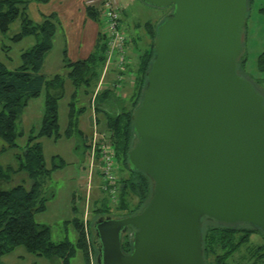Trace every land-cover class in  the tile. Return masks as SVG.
Instances as JSON below:
<instances>
[{"label":"water","instance_id":"water-1","mask_svg":"<svg viewBox=\"0 0 264 264\" xmlns=\"http://www.w3.org/2000/svg\"><path fill=\"white\" fill-rule=\"evenodd\" d=\"M140 1L172 7L131 117L128 163L152 194L134 215L94 220L95 264H206L204 219L264 234V97L237 73L247 0Z\"/></svg>","mask_w":264,"mask_h":264},{"label":"trees","instance_id":"trees-1","mask_svg":"<svg viewBox=\"0 0 264 264\" xmlns=\"http://www.w3.org/2000/svg\"><path fill=\"white\" fill-rule=\"evenodd\" d=\"M34 1L42 4L49 2V0ZM28 2V0H0V33H7L10 25L20 17L21 30L11 38L12 42H19L29 36H33L36 40L34 46L21 54L22 64L18 68L8 70L0 63V139L5 144L1 151L18 146L16 140L22 138L23 133L17 131L16 123L29 102L38 98L43 91L46 92V98L39 129L37 132L31 131L28 135L26 144L22 149V160L19 167L16 171H12L10 167L3 168L0 166V259L16 248L22 247L28 254L47 259H57L61 264H69L70 259L77 252H81L85 263L89 264L88 245L85 241L82 219L75 217L67 222L72 224L76 232L74 242L69 240L52 242L50 240V228L36 223L33 219L37 212L45 211V199L41 197V189L45 179L65 165L62 159L53 157L51 159L52 167L47 169L42 146L38 142L41 138L56 141L61 137L58 124V102L64 97V80L59 74L47 79L40 73L46 55L52 49V41L57 30L56 16L52 14L46 17L41 24L34 23L25 13ZM101 2L102 0H94L93 5L85 8L87 19L98 23L100 27H102L100 21ZM249 2L250 0H247V5ZM170 8L172 11V7ZM143 27L150 44L148 50L139 56L136 69V86L130 109L121 110L119 113L112 112V105L116 104L113 102L112 89L101 90L95 96V109L97 114L103 113L105 117L104 130L108 134L106 142L114 151L117 167V201L112 204L107 194L102 192L105 198L101 206L95 209V212L100 215L109 216L113 210L116 213H122L121 217L134 215L145 207L152 194L151 179L142 172L131 170L128 163V151L133 147L132 137H135L131 117L146 88V73L154 58L153 40L157 32V26L155 27L150 22L144 24ZM132 42L135 40H130V43ZM105 51V37L99 31L93 51L86 59L71 61L67 57V52H63L62 64L67 70V79L75 89L74 98L77 96L76 90L80 88H85L87 94L95 90L104 68ZM245 64L246 59L241 54L237 62V73L241 77H244L242 69ZM257 70L260 73L264 72V52L257 58ZM259 93L264 97L263 92ZM109 103L110 111L106 109ZM69 106L70 121L65 136L70 137L73 131L70 133V130L72 126H75V133L83 139V133L78 129V122L75 121L74 123V116L72 115L74 106L72 104ZM84 145L87 147L86 143ZM11 172H24L32 181L31 188L27 190L23 186L17 185L10 189H3L1 183L8 181ZM124 173L127 176H123ZM135 198L136 202H134ZM73 209L74 211L78 210L75 206ZM205 223L210 225L203 230ZM236 226H251L256 232L264 236L258 228L252 225H224L208 219L202 221V255L206 264H228V258L248 242L252 232L239 231ZM89 231L92 232L91 244L96 255V249L92 242L94 239L92 227ZM126 235L122 237L121 248L125 254H128L132 250V241ZM260 256L264 257V253ZM210 257L214 258L212 262ZM0 264L2 263L0 262Z\"/></svg>","mask_w":264,"mask_h":264},{"label":"rangeland","instance_id":"rangeland-1","mask_svg":"<svg viewBox=\"0 0 264 264\" xmlns=\"http://www.w3.org/2000/svg\"><path fill=\"white\" fill-rule=\"evenodd\" d=\"M26 15L36 24H41L44 20L43 14L56 12L57 16V30L52 41V49L46 55L44 64L40 70L47 79H51L55 75H61L64 80V97L58 102V124L59 133L61 137L54 141L53 139L41 138L38 142L41 143L44 155V162L47 169L52 166L51 159L59 157L65 163L64 167L57 169L50 176H48L41 189V197L45 199V211L37 212L33 219L36 223L46 225L50 228V240L52 242H60L69 240L75 241L76 232L71 223L68 221L73 218L82 219L83 224L86 223L87 229L85 241L88 245V263L95 264V252L92 249L91 235L89 231L93 226V222L97 217L102 216L95 212V209L101 206L105 195L102 191V180L100 176L99 161H92L87 159V147H85V139L75 133V126H72L70 137L65 136V132L69 126V111L70 104L74 106L72 115L75 121L78 122V129L83 130L87 141L91 137L96 124V131L103 134L108 140V134L105 129V117L103 113L99 115L95 110L93 116H90L89 105L87 103L85 88L76 90L77 96L73 97L75 89L71 82L67 79V70L63 67L62 59L65 49L63 27L75 33L72 37L70 48L77 53L70 55L71 60L83 59L90 52L95 42V27L101 28L98 23L88 20L83 12L82 6L86 8L87 0H50L47 4L37 3L34 0H28ZM120 6L125 7L121 12L120 27L127 38L135 40L136 47L129 44L128 50L134 55L135 61L134 71L139 61L141 53L149 48L150 40L146 37V32L143 25L150 22L155 27L158 26L164 18L171 13V8H156L143 3L140 0H116ZM77 7L80 16L75 19L78 29H73L74 21L70 22L68 11L71 8ZM264 0H250L247 5L246 24L242 33V48L243 58L246 59L245 67L242 69L243 76L247 78L259 92L264 89V72L257 70V58L264 52ZM56 10V11H55ZM76 15V14H75ZM77 16V15H76ZM75 16V17H76ZM59 18V19H58ZM83 20H82V19ZM60 20V21H59ZM83 21L84 26L83 25ZM61 23V24H60ZM21 30V19L18 17L11 25L7 33H0V63H2L8 70L18 68L22 64L21 54L34 46L36 40L33 36L26 37L19 42H12L11 38L19 33ZM148 43V48L146 47ZM128 46V45H127ZM68 57V56H67ZM114 75V73H111ZM261 79L263 81H261ZM258 80V81H257ZM114 91V87L109 88ZM90 91V89H88ZM100 91H98L99 93ZM115 94V93H114ZM128 95V94H127ZM130 96V95H129ZM126 97L124 104L130 109L132 97ZM46 92L43 91L41 95L29 102L28 106L23 111V114L16 123L17 131L23 133L22 138L16 140L18 145L16 148L6 149L1 151L4 142L0 139V166L3 168L10 167L12 171H16L22 160V149L26 144V140L31 131L37 132L42 118ZM92 102L95 104V100ZM91 102V105H92ZM112 103V102H111ZM107 105V104H106ZM110 103L107 105L108 109ZM112 112L116 113L118 107L112 105ZM92 109V107H91ZM114 109V110H113ZM84 122V126L82 125ZM82 125V126H81ZM79 129V130H80ZM135 137H132V144L135 143ZM110 143V142H109ZM91 166V167H90ZM120 173V172H119ZM123 176H127L124 173ZM21 185L29 190L32 186V181L28 179L24 172L13 173L8 181H3L1 187L3 189H10L14 186ZM110 202V201H109ZM136 202V198L134 199ZM74 206L78 209L74 211ZM122 213L111 211L112 218L121 217ZM209 223L203 225V230L209 227ZM239 231L247 230L252 233L249 236L248 242L242 245L236 252L228 258V264H264V257L260 256L264 253V236L256 232L251 226H236ZM126 236L130 239V233ZM262 247V248H260ZM262 249V250H261ZM81 252L70 259V264H79ZM9 264H42L47 258L38 257L26 253L24 248H16L11 252L8 258ZM84 259V257H83ZM210 261L214 260L210 257ZM56 259H50V263ZM47 261V260H46ZM59 261V260H58ZM60 262V261H59ZM47 263V262H46ZM61 264V262H60ZM84 264L85 261H84Z\"/></svg>","mask_w":264,"mask_h":264},{"label":"built area","instance_id":"built-area-1","mask_svg":"<svg viewBox=\"0 0 264 264\" xmlns=\"http://www.w3.org/2000/svg\"><path fill=\"white\" fill-rule=\"evenodd\" d=\"M86 6L94 4V0H87ZM120 7L116 0H102L100 7L101 33L105 37L106 42V60L103 68V74L113 71L116 74V79L119 80L121 73L126 71L127 62V45L128 38L120 27ZM95 100V96L93 98ZM94 110L95 104L91 105ZM87 159L100 163V176L102 180V191L107 194L112 204H115L117 193V176L116 162L112 147L106 142V137L96 131L94 122L93 132L87 142ZM91 167V166H90ZM86 223L83 224V231L86 236Z\"/></svg>","mask_w":264,"mask_h":264},{"label":"crops","instance_id":"crops-1","mask_svg":"<svg viewBox=\"0 0 264 264\" xmlns=\"http://www.w3.org/2000/svg\"><path fill=\"white\" fill-rule=\"evenodd\" d=\"M45 4H47V3H45ZM123 5H124V2H123ZM122 6L119 5V7H120L121 10L124 9V8H122ZM123 7H125V6H123ZM71 9H72V11H68V13H69V20L68 21H70V22H73L74 21L73 29H78V26H77V24L75 22V19H77L78 16H80L79 9L77 7H74V6ZM82 9H83L84 14L86 15L85 9L83 8V6H82ZM52 14H54L56 16V19H57V16H58L59 13L57 14L56 12H51L49 14H43V17L45 19L46 17H48V16H50ZM84 23L85 22L83 21V25L82 26H84ZM61 28H62V30L64 32V35H65L64 36V38H65V49L64 50H67V56L71 60L70 55L72 53H74V54L77 53V52H75L74 50H72L70 48V43L73 42L72 41L73 40L72 37H74L75 33L72 32V29L70 31L66 30L63 27V25H61ZM99 31H100V28L95 27L94 32L96 34H95V40L94 41H96V38H97V35H98V32ZM94 44H95V42H93V45H92V48H91V52L93 51ZM129 44H130V42H129ZM129 44L127 46V55H126L127 68H126V71L125 72L121 73L120 79L119 80L116 79V77H117L116 74L117 73L113 72L112 70L109 71V72H107V73H105V74H103V70H102L100 79H99V81L97 83V86H96L95 90H93V92H91L90 94H87L86 92H84V94L86 95V98H87V103L89 105L90 116H93V114L95 113V110L91 109V102H92L94 96H96L98 94V91H101V90H104V89H109V88H112V87L115 88L114 91H113V95H112L113 96L112 97L113 98V102L117 104V105L115 104L114 106L115 107H118V110L120 112H121V110H128L129 106L127 107V104H124L123 102L125 101V99H126L127 96L130 95L129 96V99H130L132 97V95L134 94L135 86H136V77H137L136 72H133L134 71V66H135L134 65L135 64V61L133 60L134 55L128 50ZM136 44H137V42H136ZM131 45L133 47L134 46L136 47L135 42H132ZM146 47L148 48V43H146ZM91 52L85 58H83V60L86 59L91 54ZM77 60H82V59H75V60H71V61H77ZM136 69H137V67H136ZM111 73H114V75L111 74ZM263 90L264 89H262V91ZM107 110L110 111L111 109L108 108ZM119 111H117L116 113H119ZM99 114L100 113H98V115ZM82 125L84 126V122H82ZM91 129H93V127H91ZM80 131L83 133V130L80 129ZM86 136H84V133H83V137L85 138V143H86V146H87V142L88 141H87ZM10 254H7V255L3 256L0 259V262L2 264H9L8 263V260H9L8 258L10 256ZM80 256H81L80 257V260H82V261L79 262V264H84L83 255L81 254ZM46 260H45V263H42V264H60V262L57 259L54 262H51V263H50V259H46Z\"/></svg>","mask_w":264,"mask_h":264},{"label":"flooded vegetation","instance_id":"flooded-vegetation-1","mask_svg":"<svg viewBox=\"0 0 264 264\" xmlns=\"http://www.w3.org/2000/svg\"><path fill=\"white\" fill-rule=\"evenodd\" d=\"M102 216H107V215H102ZM100 217V216H99ZM118 218H121V217H118ZM132 232V230L130 231V233ZM94 234V233H93ZM93 244H94V246H95V249H96V244L98 243V241H97V239L94 237V239H93Z\"/></svg>","mask_w":264,"mask_h":264}]
</instances>
